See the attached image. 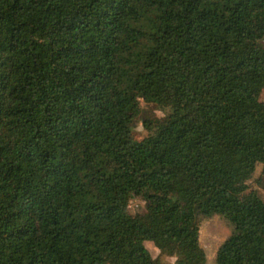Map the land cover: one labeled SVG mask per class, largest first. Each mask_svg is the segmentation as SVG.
<instances>
[{"label":"trees","instance_id":"obj_1","mask_svg":"<svg viewBox=\"0 0 264 264\" xmlns=\"http://www.w3.org/2000/svg\"><path fill=\"white\" fill-rule=\"evenodd\" d=\"M263 90L264 0H0V264H264Z\"/></svg>","mask_w":264,"mask_h":264},{"label":"rangeland","instance_id":"obj_2","mask_svg":"<svg viewBox=\"0 0 264 264\" xmlns=\"http://www.w3.org/2000/svg\"><path fill=\"white\" fill-rule=\"evenodd\" d=\"M262 98L264 99V90L262 91ZM170 113L168 108L160 109L154 104L141 103V114L139 118L136 119L135 126L133 128L134 137L139 140L145 133L143 127V119H155L164 120ZM260 177L261 183H256V180ZM249 187L257 191L261 198H264V172L261 167L257 168L254 180L249 182ZM145 205L142 198H134L129 207L128 214L133 216L135 214H141L144 212ZM197 222L200 227V242L201 246L207 254V264H215L214 251L219 245V243L225 240L231 235V228L225 223V221L216 215L205 217L203 215L197 216ZM149 243V242H148ZM151 244V243H149ZM150 254L153 257H158L157 251L151 246H147ZM169 263H173V259H166Z\"/></svg>","mask_w":264,"mask_h":264}]
</instances>
